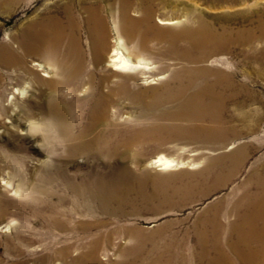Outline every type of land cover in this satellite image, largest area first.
<instances>
[{
	"label": "rangeland",
	"instance_id": "obj_1",
	"mask_svg": "<svg viewBox=\"0 0 264 264\" xmlns=\"http://www.w3.org/2000/svg\"><path fill=\"white\" fill-rule=\"evenodd\" d=\"M123 3H127L126 13L131 19H138L142 9L150 7L151 23L167 31L184 24L192 25L191 19L195 16H201L213 27L231 28L259 17L264 19V0H0V53L5 45L14 44L13 38L20 26L37 16L56 15L64 19L68 7L78 21L77 36L83 49L87 47L89 14L100 18L110 45L119 36L125 45L133 46L134 42L122 33L130 25L120 16ZM177 17V23H159L164 18ZM139 29L146 32L147 43L154 48L149 54L152 61L155 66H161L156 72L145 70L135 81H130L133 89H147L144 98L148 100L149 90L170 82L172 70L180 69L184 62L162 56L157 50L165 48L166 41L152 38L153 31L142 24ZM257 49H264V43L258 42ZM239 52L236 48L230 54H217L213 58L226 57L237 62L238 77H243L244 70L255 67L256 63L243 61ZM26 58L25 67L32 69L31 72L36 68L34 62L43 61L38 56ZM15 66L0 61V264H62L56 251L67 240L85 232L75 226L78 234H73L56 226L60 220L70 223L80 217L72 212L73 194L69 185L80 182L86 187L98 185L94 181H102L103 173L110 177L119 171V175L123 172L125 176L116 182L115 199L109 204L111 210L119 212L117 218L101 213V223L107 222L106 228H121L126 232L132 227L138 228L150 239L157 238L158 229L162 228L165 233L187 231L191 241V225L201 211L217 206L221 199L224 207H229L246 190L255 191L249 178L263 171L258 164L264 161V112L238 120L235 124L237 134L230 131L221 135L207 133L204 138L193 134L188 140H171L167 132L151 130L155 125L151 114L140 111L131 101L119 100L116 108L110 109L104 125L96 128L108 134L109 144L102 153L91 149L92 153L71 146L57 128L43 124L44 119L49 118L46 109L51 97L49 86L41 80L58 78L56 70L50 65L49 78L42 76L43 70L27 73ZM250 84L254 89V101L257 98L252 106H260V101L264 106V81ZM24 86L25 95L21 97L15 90ZM60 93L69 111L86 113L88 104L83 101L84 91L63 89ZM157 104V112L169 109L167 105ZM89 121L82 115V123ZM204 124L209 125V122ZM145 129L149 131L146 133ZM238 148L242 154L238 168H234L229 158L212 163L214 158L226 156ZM159 155L180 161L182 166L174 170H156L150 163ZM238 156L240 161L241 155ZM117 159L122 162H116ZM146 171L147 178L144 177ZM17 186L20 194L14 191ZM141 187L144 194L139 192ZM179 187L181 191L189 189L173 193V189ZM63 212L70 213L72 219ZM128 237L124 232L114 234L98 253L100 263L120 261L124 257L121 247L127 249L131 245ZM75 254L72 249L70 257ZM125 257V264H140L145 260Z\"/></svg>",
	"mask_w": 264,
	"mask_h": 264
},
{
	"label": "bare ground",
	"instance_id": "obj_2",
	"mask_svg": "<svg viewBox=\"0 0 264 264\" xmlns=\"http://www.w3.org/2000/svg\"><path fill=\"white\" fill-rule=\"evenodd\" d=\"M127 7V3L121 5L120 16L130 25L122 33L134 42L133 46L125 45L119 36L110 45L100 18L89 14L87 47L83 49L77 36L78 21L68 7L64 19L56 15L37 16L20 26L15 32L14 44H7L1 49L0 61L7 66L16 65L30 73L32 69L25 67V58L38 56L43 61L33 63L36 66L33 73L43 70L45 73L42 76L50 78V65L56 70L58 78L41 80L49 86L51 97L50 106L46 109L49 118L44 119L46 121L43 124L57 128L60 135L71 142V146L102 153L109 144L108 134L96 128L104 125L110 109L116 108L119 100L131 101L140 111L151 114L155 120L151 130L167 132L171 140H188L193 134H199L201 138L207 133L221 135L230 131L237 134L235 124L238 120L264 112L261 101L260 106H252L257 98L254 101V89L250 84L257 80L264 81V49H257L258 42L264 43V19L259 17L231 28L213 27L201 16H195L191 19L192 25L184 24L167 31L151 23L150 7L143 8L138 19L128 17ZM178 19L164 18L159 23L174 24ZM141 24L153 31L152 38L166 41L165 48L157 50L162 56L184 62L180 69L172 70L170 82L149 90L148 100L144 98L147 89H133L130 84L143 71L156 72L161 68L155 66L149 55L154 48L147 43L146 32L139 29ZM236 48L243 61L256 63L255 67L244 70L243 77H238L240 68L237 62L226 57L213 58L217 54H230ZM63 89L84 91L83 101L88 104L85 114L66 108L60 98ZM25 90L24 86L15 92L22 97ZM157 103L167 105L169 109H159L161 111L157 112ZM82 115L90 121L82 123ZM164 120L167 122H160ZM205 121L209 125H205ZM144 131L147 133L149 130ZM240 152L238 148L226 156L214 158L212 163L229 158L234 162V168H238L242 160ZM109 154L107 151L106 155ZM238 154L241 155L240 161ZM116 162L119 163L120 159ZM259 163L258 168L263 171L249 178L255 191L246 190L229 207H224L221 199L217 206L201 211L191 225V241L187 231L165 233L159 228L157 238L150 239L138 228H128L126 232L121 228H106L107 222L101 223L99 214L105 213L116 218L119 214L111 210L109 204L115 199L113 190L118 184L116 182L125 176L123 172L120 175L119 171L113 172L110 177L103 173L105 178L94 181V184H99L92 187H86L81 182L69 185L73 194L72 212L80 217L70 223L60 220L56 226L73 234H78L75 226L85 232L78 238L67 240L56 251L57 257L62 264H101L98 253L103 245L114 234L124 232L128 233L131 245L127 249L121 247L120 251L124 257L132 260L138 257L145 259L140 264H264V161ZM150 166L156 170H174L180 168L182 162L159 155ZM148 176L146 171L144 177ZM140 190L144 194L142 187ZM14 191L21 193L18 186ZM186 191H181V187L173 189V193ZM63 215L72 219L70 213L63 212ZM72 249L76 254L70 257ZM124 257L112 264H125Z\"/></svg>",
	"mask_w": 264,
	"mask_h": 264
}]
</instances>
